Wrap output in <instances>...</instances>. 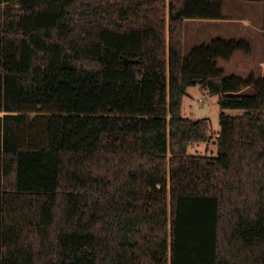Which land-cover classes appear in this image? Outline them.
Instances as JSON below:
<instances>
[{"label":"trees","instance_id":"1","mask_svg":"<svg viewBox=\"0 0 264 264\" xmlns=\"http://www.w3.org/2000/svg\"><path fill=\"white\" fill-rule=\"evenodd\" d=\"M224 4L0 0V264H264V77L219 67L245 39L184 53ZM196 85L215 156L188 153Z\"/></svg>","mask_w":264,"mask_h":264},{"label":"rangeland","instance_id":"2","mask_svg":"<svg viewBox=\"0 0 264 264\" xmlns=\"http://www.w3.org/2000/svg\"><path fill=\"white\" fill-rule=\"evenodd\" d=\"M241 5L239 9L241 10L242 15L244 14L250 16L251 18L259 17L258 22H260L259 30L261 33L259 35L251 36L246 35V39L252 46V53L246 54L244 52H238L236 55L229 61L225 62L222 60L218 61L220 68L225 70V75H239L247 76L250 72H255L258 76L264 74V2L261 4L260 9L255 10L250 6H245L244 1H240ZM225 6V4H224ZM233 5H227V15L233 13ZM220 37H223L220 34ZM213 36H215L214 31L209 30L207 25L203 22L196 21H186L185 22V55L190 54L192 49L199 46L203 43H210ZM260 63H262V67ZM249 90H246V93ZM222 109L220 107V97L211 95L208 91L202 88L200 85L191 87L188 90L187 95L184 97L182 105V116L185 118H190L192 120L198 119H209L210 122V134L212 140L202 143H194L190 145L188 153L192 155H208L215 156L218 153V147L215 144L214 139L217 136V132L220 130V114ZM228 115L238 116L241 115L242 111L240 110H226ZM36 114H33L31 117L36 118ZM40 121V120H38ZM37 130L34 129V133H30L29 136L33 137L36 134ZM26 139V137H25ZM27 137V142L30 141Z\"/></svg>","mask_w":264,"mask_h":264},{"label":"crops","instance_id":"3","mask_svg":"<svg viewBox=\"0 0 264 264\" xmlns=\"http://www.w3.org/2000/svg\"><path fill=\"white\" fill-rule=\"evenodd\" d=\"M243 0H225V6H224V19L221 20H201V19H190L187 21H196V22H203L207 25L209 30L214 31L215 36L217 38H224V39H244L246 35L255 36L259 35L258 33H261L259 30L260 22H258L259 17L257 16L255 19L251 18L250 16H247L244 14L240 15L241 10L239 9V6L241 5V2ZM245 6H250L254 8L255 10L260 9L261 4L264 1H244ZM232 4L233 5V13L230 15H227V5ZM240 4V5H239ZM222 34L223 37H220ZM246 34V35H245ZM215 40V39H213ZM212 40V41H213ZM246 40V39H245ZM210 41V42H212ZM209 43V42H208ZM203 43V44H208ZM201 45V44H200ZM262 67V63H260ZM261 77H264V74L260 75Z\"/></svg>","mask_w":264,"mask_h":264},{"label":"water","instance_id":"4","mask_svg":"<svg viewBox=\"0 0 264 264\" xmlns=\"http://www.w3.org/2000/svg\"><path fill=\"white\" fill-rule=\"evenodd\" d=\"M135 62H137V61L125 59V64L126 65H128L130 63H135Z\"/></svg>","mask_w":264,"mask_h":264}]
</instances>
